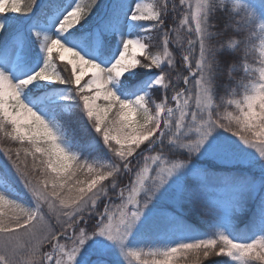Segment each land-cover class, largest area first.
Returning a JSON list of instances; mask_svg holds the SVG:
<instances>
[{"label": "snow or ice", "instance_id": "6c2138e0", "mask_svg": "<svg viewBox=\"0 0 264 264\" xmlns=\"http://www.w3.org/2000/svg\"><path fill=\"white\" fill-rule=\"evenodd\" d=\"M36 4L0 0V14ZM97 5L49 0L26 28L0 16V134L17 145L0 144V264H264V0H112L93 22ZM77 114L95 141L70 135ZM185 202L209 209L202 227Z\"/></svg>", "mask_w": 264, "mask_h": 264}, {"label": "rangeland", "instance_id": "374dc122", "mask_svg": "<svg viewBox=\"0 0 264 264\" xmlns=\"http://www.w3.org/2000/svg\"><path fill=\"white\" fill-rule=\"evenodd\" d=\"M49 0H37V4L34 6L33 8V12L30 13V15L23 17V18H18V13H6V14H0V16H6V17H13L14 19L10 20L11 25L12 24H16V25H12L14 26L13 29L16 28H26L28 23H29V17L33 14H35L36 12H41L48 4ZM112 0H98V5L97 8H95L93 11L95 13L94 16H92L90 19L93 22H96L100 19V17L103 16L104 12L107 10V8L110 6ZM147 2H152V0H147ZM163 0H156V3H162ZM177 5L179 6V0H176ZM165 19V28L171 27L173 25V20L177 19L178 17L174 15V13L171 11V8L169 9L167 15L164 17ZM213 21H215L217 23V25L221 22L222 17L217 14L216 16H214ZM239 19V18H237ZM15 22V23H14ZM82 23H84V21H82ZM72 31H75V29H72ZM246 35V33L241 32L240 33V37H244ZM151 36L153 37L149 43L151 46V50L153 51H158L160 50L161 46H162V33L157 30L154 31L153 33H151ZM258 43V42H257ZM170 51H173L174 57H175V61L177 63V65H180V61H181V56L179 54V51L176 49L175 45H170ZM256 55L258 56V51L256 53ZM234 59L238 62V63H243V52H237ZM57 66L58 69L62 70L63 68L61 67L62 64H65V62H60L58 57H57ZM142 62H146V61H142ZM248 62L252 63V64H256V61L254 60L253 56H249L248 57ZM70 69V66H69ZM136 71L139 72V76L137 77V79H146L148 77H150L151 73L149 72L148 69H144V68H138ZM159 69H152V72H158ZM169 72V78L173 80V83H176L175 81V77L176 75H180L181 76V81L179 82V86L180 87H184L183 83H182V77L183 75L186 74L185 70L183 67H177V69L175 71L173 70H168ZM64 75H67V73H63ZM244 73H243V69H239L236 70L234 72L231 73V76H229V74L226 72L224 75H222L223 79L220 78V83H221V88L222 92L220 93V95H224L225 94V87L229 84H232L235 80H238L240 78H243ZM57 87H68L67 85H57ZM154 98L157 102L161 101L162 99V92L161 90H155L154 93ZM172 92L169 91L168 92V97H169V104L170 106L172 105L171 102V97ZM78 118V114L74 115V116H64L62 119L64 120V122L66 123V126L69 128V133L70 135L72 133L75 134V137L77 139H79L81 142L87 143V141L84 139L83 135L84 134L86 137L89 136H95L96 138V134H94L93 131L90 130V128L82 121L83 124V129L81 128L79 131L75 128V122L73 121V123L71 122V119ZM79 119V118H78ZM85 131L87 133L84 132ZM80 133V134H79ZM89 135V136H88ZM224 135H230V133H224ZM233 139H236L235 137H233ZM95 141V140H92ZM147 145H145L146 147ZM89 151L93 154L96 155L97 153H106V149L102 146V143H96V146L93 148H90ZM5 157L2 155V152H0V163H3ZM108 183V182H105ZM127 181L125 180L124 182L121 183V186L123 187L124 184H126ZM22 193V195L24 194V190L21 188L19 189ZM113 200H115V195L113 194ZM227 200H223L221 201V207H226L227 206ZM209 211V209L205 208L204 205L200 202H185L180 206V212L181 214L184 216V218L190 223V224H194L196 225L198 228L202 227L201 225V221L202 220H207L208 217L205 215V213H207ZM248 216L241 214L235 217V223L238 227L243 228L245 223L247 222ZM112 264H117L118 260L121 259L120 257H117L116 255H113L112 257H110ZM228 258L226 257H218V256H211L209 258H206L202 261V264L207 263V261H211V260H217V261H225Z\"/></svg>", "mask_w": 264, "mask_h": 264}, {"label": "trees", "instance_id": "16d2710c", "mask_svg": "<svg viewBox=\"0 0 264 264\" xmlns=\"http://www.w3.org/2000/svg\"><path fill=\"white\" fill-rule=\"evenodd\" d=\"M26 3H27V0H26ZM34 8V7H33ZM33 12V10H32ZM36 15H39L40 13L39 12H36L35 13ZM30 15V13H27L26 14V9L22 10L21 13H18V18H23V17H26ZM15 23V22H14ZM12 25H16V24H12ZM14 27V26H13ZM64 64L61 65V67L63 68ZM221 79H223V77L221 76ZM223 89V88H222ZM222 89H219V92L221 93L222 92ZM73 121L75 122V128L79 131L82 127H83V124H82V120L78 119V118H75L74 119H71V122L73 123ZM83 129V128H82ZM85 132V131H84ZM83 130H82V133H84ZM86 133V132H85ZM80 134V133H79ZM84 139L87 141V142H90L92 140H96L95 136H89V137H86L84 134H82ZM87 135V133H86ZM0 144H3L5 146H12V147H15L17 145H14V144H11L8 140L6 139H3L2 138V134H0ZM217 260H211V261H207V263H204V264H216Z\"/></svg>", "mask_w": 264, "mask_h": 264}]
</instances>
